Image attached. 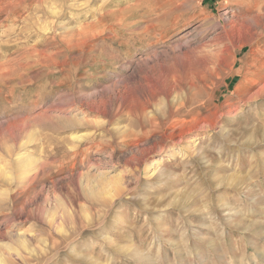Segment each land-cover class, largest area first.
<instances>
[{
  "label": "rangeland",
  "instance_id": "1",
  "mask_svg": "<svg viewBox=\"0 0 264 264\" xmlns=\"http://www.w3.org/2000/svg\"><path fill=\"white\" fill-rule=\"evenodd\" d=\"M256 1L0 0V252L13 264H264ZM235 35L252 44L238 59ZM170 89L201 95L208 128L185 111L186 125L138 122L141 105L171 117L154 94ZM30 159L40 172L22 184ZM103 175L123 189L111 208L85 187ZM17 234L43 255L18 256Z\"/></svg>",
  "mask_w": 264,
  "mask_h": 264
},
{
  "label": "bare ground",
  "instance_id": "2",
  "mask_svg": "<svg viewBox=\"0 0 264 264\" xmlns=\"http://www.w3.org/2000/svg\"><path fill=\"white\" fill-rule=\"evenodd\" d=\"M21 1V0H20ZM256 1V0H255ZM257 2V1H256ZM259 2V1H258ZM257 2V4H258ZM22 3V2H21ZM89 4V3H88ZM127 5V4H126ZM164 5V4H162ZM263 5V4H262ZM43 8V7H42ZM131 8V7H130ZM158 8H162L161 6ZM178 8V7H177ZM159 9H155L154 11H158ZM125 14V13H124ZM169 16V15H168ZM171 16V15H170ZM164 18V17H163ZM170 18V17H169ZM235 20V19H234ZM42 21V20H41ZM231 23V22H230ZM42 28V27H41ZM148 29V28H147ZM241 35V33H240ZM233 36V35H232ZM214 37V36H213ZM228 37V36H227ZM256 37V36H255ZM242 38H237V36H234V51L232 54V59H238L237 54L242 52L245 48L247 49V47L251 46L252 44H239L237 45V41L241 40ZM230 40V39H229ZM227 41V40H225ZM239 42V41H238ZM249 49V48H248ZM233 50V49H232ZM218 63L219 65L225 66L228 69L232 68V66L234 65V63L236 62L235 60L233 61V65H230L228 67V65L225 64V62L223 63V59L221 57V55H219L218 57ZM224 58V57H223ZM254 58V57H253ZM259 59V58H258ZM262 59V58H261ZM217 61V60H216ZM258 61V60H257ZM214 63V62H213ZM232 64V63H231ZM259 65V64H258ZM260 66V65H259ZM219 67V66H218ZM221 67V66H220ZM257 68V67H256ZM204 72V71H203ZM191 73V72H190ZM238 76H241V70H238V72H234L233 69L231 70L230 76L229 78L236 79ZM188 78L186 79V84L189 86V88L191 90H197L196 84L193 80L190 81V77L191 76H187ZM173 82V81H171ZM207 82V81H206ZM174 83V82H173ZM203 83V82H202ZM205 83V82H204ZM206 84V83H205ZM244 84V83H242ZM204 86V85H203ZM217 86V85H216ZM241 88V87H240ZM193 90V91H194ZM239 90V87H238ZM213 91V90H212ZM262 91H264V88L262 89ZM156 92H159L161 96L164 97V99L166 102H170L172 105L173 110H171V117L166 116L163 113H155V112H150L148 109V114L146 115L145 112L147 111L144 107H142V105L140 107H138L139 110V114L136 115V119L138 120V122L142 125V124H147V126L149 128H157L161 125L160 121L162 119V122L165 121H170L171 123L169 124V126H172L173 124H184L186 125L188 123V121L185 120H180V119H175L177 117L182 116V113H184L185 111V117H189L192 119V122L194 123H199L201 124L203 129L208 128L207 125V120L205 118H201L202 114L200 113L202 110L205 109V101L201 102V98L199 96L201 95H195L193 99H190L191 97L188 95H180V96H176L174 97L171 93L175 94V91H172L170 89V91H164V90H156L154 92V94ZM220 95V94H219ZM258 95V94H257ZM257 97V96H256ZM209 98H213V97H209ZM214 99V98H213ZM190 101H194L196 104L193 105V107L189 110H187L189 102ZM212 101V100H211ZM215 101V100H214ZM210 102V101H207ZM192 103V102H191ZM152 104V103H151ZM149 105V103H147V105ZM144 105V104H143ZM190 106V105H189ZM169 109V107H168ZM137 111V110H136ZM135 112V111H134ZM76 117V116H75ZM184 117V116H183ZM208 119V118H207ZM175 128V127H174ZM30 136V135H29ZM182 138V137H181ZM190 150H195L197 149V145L195 142H190L188 145ZM20 172L18 175V180L20 183L22 184H32L35 179L36 176L38 174L39 171V165H38V161L34 160V159H30V160H26V161H22L21 163V167H20ZM154 170H157V167H155ZM153 170V171H154ZM40 172V171H39ZM3 175L6 174V172H2ZM156 173L153 172V175ZM2 175V176H3ZM6 176V175H5ZM88 177V176H87ZM6 178V177H5ZM91 178V177H90ZM9 179V178H8ZM89 180V178H87ZM93 179V178H92ZM87 180V184H86V189H87V195L88 198L93 199L94 201H97L99 203L102 204L103 207L105 208H111L113 206V204L115 203L116 199L121 195L123 189L121 187V185L116 181L111 182L109 180V178H107L105 175L103 176H99V177H94L93 181ZM17 255L21 257V253L23 252L24 254H27L28 256H30L32 259L37 260L38 257L42 256V252L39 253L38 251H36V249H31L28 247V242L26 237L22 236L21 234H17ZM28 238V237H27ZM0 264H13V262L11 261V259H9L8 257L5 256V254H3L2 252H0Z\"/></svg>",
  "mask_w": 264,
  "mask_h": 264
}]
</instances>
